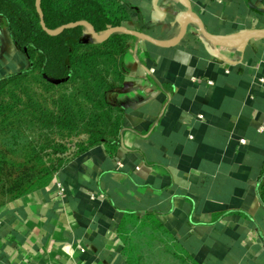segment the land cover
<instances>
[{
    "label": "crops",
    "instance_id": "1",
    "mask_svg": "<svg viewBox=\"0 0 264 264\" xmlns=\"http://www.w3.org/2000/svg\"><path fill=\"white\" fill-rule=\"evenodd\" d=\"M120 2L127 29L166 44L189 11L222 41L264 30V0ZM124 65L108 97L121 109L119 146L90 149L48 187L0 198V264H128L125 229L145 221L191 264H264V35L228 49L191 23L175 47L137 39ZM27 67L0 20V78Z\"/></svg>",
    "mask_w": 264,
    "mask_h": 264
},
{
    "label": "trees",
    "instance_id": "2",
    "mask_svg": "<svg viewBox=\"0 0 264 264\" xmlns=\"http://www.w3.org/2000/svg\"><path fill=\"white\" fill-rule=\"evenodd\" d=\"M36 3L0 0V20L28 61L25 70L0 78V198L8 201L50 186L94 147L119 146L121 109L108 97L122 86L124 58L137 40L117 32L95 41L86 27L50 36ZM40 11L52 32L85 22L102 36L130 22L120 0H40ZM258 194L264 207V171Z\"/></svg>",
    "mask_w": 264,
    "mask_h": 264
},
{
    "label": "rangeland",
    "instance_id": "3",
    "mask_svg": "<svg viewBox=\"0 0 264 264\" xmlns=\"http://www.w3.org/2000/svg\"><path fill=\"white\" fill-rule=\"evenodd\" d=\"M123 243L131 264H191L184 260L178 242L152 222L130 223L125 229Z\"/></svg>",
    "mask_w": 264,
    "mask_h": 264
},
{
    "label": "water",
    "instance_id": "4",
    "mask_svg": "<svg viewBox=\"0 0 264 264\" xmlns=\"http://www.w3.org/2000/svg\"><path fill=\"white\" fill-rule=\"evenodd\" d=\"M36 11L39 15V18H40V25L42 27V29L50 36H56L60 33H62L64 30H67L69 28H74V27H86L89 29L90 31V34H91V38L95 41H104L106 40L110 35L114 34V33H117V32H122V33H126L138 40H141V41H145L151 45H154L156 47H160V48H168V47H175L177 46L180 41L184 38V36L186 35L187 31H188V27L191 23H196L199 27V31L201 33V35L204 37V39H206L207 41H209L210 43L214 44L215 46H218V47H223V48H235L237 46H239L240 44L258 36V35H264V30H256V31H252L250 32L249 34H247L246 36L242 37L237 43H230V42H227V41H222V40H219V39H215L211 36H209L205 29H204V26H203V23L201 21V19L197 16H194V15H190L188 13H180L177 17L178 20H182V26H181V30H180V33L177 37V39L173 42V43H170V44H166V43H163L157 39H154L148 35H145L143 33H139V32H136V31H131L125 27H119V28H113L111 30H109L107 33H105L104 35L102 36H98L95 32H94V29L92 27H90L87 23L85 22H78V23H74V24H69V25H65L63 26L61 29L57 30V31H48L45 26H44V22H43V19H42V15H41V11H40V0H37V3H36Z\"/></svg>",
    "mask_w": 264,
    "mask_h": 264
},
{
    "label": "built area",
    "instance_id": "5",
    "mask_svg": "<svg viewBox=\"0 0 264 264\" xmlns=\"http://www.w3.org/2000/svg\"><path fill=\"white\" fill-rule=\"evenodd\" d=\"M167 5H168V3H167L166 1H164V2H162L161 5L159 6V9H160V10H163V9H165V7H166ZM169 5H170V6H171V5L173 6L172 3H170ZM189 12H190V11H189ZM189 12H188V13H189ZM240 143H241V144H245V141H244V140H240Z\"/></svg>",
    "mask_w": 264,
    "mask_h": 264
},
{
    "label": "bare ground",
    "instance_id": "6",
    "mask_svg": "<svg viewBox=\"0 0 264 264\" xmlns=\"http://www.w3.org/2000/svg\"><path fill=\"white\" fill-rule=\"evenodd\" d=\"M241 37V36H240Z\"/></svg>",
    "mask_w": 264,
    "mask_h": 264
}]
</instances>
